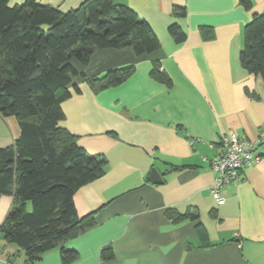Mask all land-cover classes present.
I'll return each mask as SVG.
<instances>
[{"label": "crops", "instance_id": "obj_1", "mask_svg": "<svg viewBox=\"0 0 264 264\" xmlns=\"http://www.w3.org/2000/svg\"><path fill=\"white\" fill-rule=\"evenodd\" d=\"M36 1L69 10L81 0ZM113 2L148 22L160 46L141 55L131 47L96 49L87 65L72 60L80 91L70 87L59 125L88 153L106 157L104 174L73 196L77 214L93 212L94 225L35 262L0 232V264H64L62 246L77 254L69 264H264V81L239 61L243 27L264 13V0H251L250 8L240 0ZM176 5L185 7V16L173 14ZM172 22L184 31V41L168 32ZM154 61L169 85L151 76ZM126 64L134 65L132 74L98 92L80 75ZM18 133L15 117L0 115V148ZM230 133L255 142L261 158L221 188L225 202L217 204L210 159L220 136ZM152 167L162 183L147 180ZM12 201V195L0 196V224ZM106 245L111 259L101 258Z\"/></svg>", "mask_w": 264, "mask_h": 264}, {"label": "trees", "instance_id": "obj_2", "mask_svg": "<svg viewBox=\"0 0 264 264\" xmlns=\"http://www.w3.org/2000/svg\"><path fill=\"white\" fill-rule=\"evenodd\" d=\"M8 2L0 0V115L14 116L19 133L12 144L0 148V196H13L0 232L35 262L94 225L93 212L77 214L73 196L80 186L102 176L107 163L104 155L88 153L76 135L59 125L70 87L80 91L72 60L87 65L102 48L131 47L136 55L147 54L160 43L134 9L113 0H81L69 10L36 0ZM240 3L245 8L252 5L251 0ZM173 14L183 17L186 9L176 5ZM168 32L177 43L186 38L176 22L168 25ZM239 61L264 81V13L253 14L244 25ZM133 71L134 65L126 64L102 75H80L98 92L121 83ZM150 74L171 83L159 61L153 62ZM100 255L113 258L111 246L102 247ZM76 256L74 250L61 247L64 264Z\"/></svg>", "mask_w": 264, "mask_h": 264}, {"label": "built area", "instance_id": "obj_3", "mask_svg": "<svg viewBox=\"0 0 264 264\" xmlns=\"http://www.w3.org/2000/svg\"><path fill=\"white\" fill-rule=\"evenodd\" d=\"M255 144L245 134L220 136L219 149L210 159V168L215 174L210 191L217 204L225 202L221 188L238 181L245 166L260 160L261 156L254 153Z\"/></svg>", "mask_w": 264, "mask_h": 264}, {"label": "water", "instance_id": "obj_4", "mask_svg": "<svg viewBox=\"0 0 264 264\" xmlns=\"http://www.w3.org/2000/svg\"><path fill=\"white\" fill-rule=\"evenodd\" d=\"M147 180L154 183L160 184L162 183V177L156 168L152 167L148 173Z\"/></svg>", "mask_w": 264, "mask_h": 264}]
</instances>
